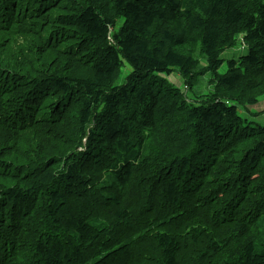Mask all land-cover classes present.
Segmentation results:
<instances>
[{"label": "trees", "instance_id": "1", "mask_svg": "<svg viewBox=\"0 0 264 264\" xmlns=\"http://www.w3.org/2000/svg\"><path fill=\"white\" fill-rule=\"evenodd\" d=\"M101 3L0 0V264H264V0Z\"/></svg>", "mask_w": 264, "mask_h": 264}, {"label": "rangeland", "instance_id": "2", "mask_svg": "<svg viewBox=\"0 0 264 264\" xmlns=\"http://www.w3.org/2000/svg\"><path fill=\"white\" fill-rule=\"evenodd\" d=\"M94 1H96L98 3V6L101 8L102 6L101 0H94ZM247 50H248L247 48H243V44H238L236 48L227 50L223 54V57L225 59H224L223 64L220 66L219 72L225 73L227 71L228 69L227 59L228 58H234V57L238 58L240 55L246 53ZM201 65H205L204 60L202 61ZM131 69H132L131 64L128 61L124 60V64L121 67L119 79L117 80L119 84L126 82V77L128 73L131 71ZM159 76L165 79L168 83L178 86L182 91H185L187 89V86H186L187 83L177 69H175L171 74H159ZM211 79H212L211 72H206L198 77V80L195 81L192 89L190 90L187 89V91L189 90L188 95H189L191 102L198 104L199 101L206 98L207 95H209L212 92L213 84L211 83ZM239 108H240L242 115L248 118L249 123H251L252 125L251 128H255L256 126H259V124L260 125L264 124L261 121V117L262 115H264L263 114L264 96L261 97L258 103L254 105H251V106L249 105V107L240 106ZM244 110L245 111L249 110V112L246 114ZM244 113L246 115H244Z\"/></svg>", "mask_w": 264, "mask_h": 264}, {"label": "crops", "instance_id": "3", "mask_svg": "<svg viewBox=\"0 0 264 264\" xmlns=\"http://www.w3.org/2000/svg\"><path fill=\"white\" fill-rule=\"evenodd\" d=\"M263 114H264V112H263ZM261 121L264 123V115H262Z\"/></svg>", "mask_w": 264, "mask_h": 264}]
</instances>
